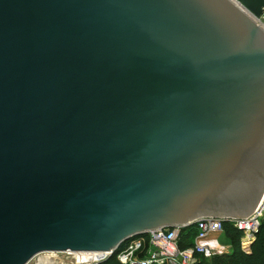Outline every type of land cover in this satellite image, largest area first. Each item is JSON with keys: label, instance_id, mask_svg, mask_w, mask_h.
Returning a JSON list of instances; mask_svg holds the SVG:
<instances>
[{"label": "water", "instance_id": "water-1", "mask_svg": "<svg viewBox=\"0 0 264 264\" xmlns=\"http://www.w3.org/2000/svg\"><path fill=\"white\" fill-rule=\"evenodd\" d=\"M264 0H0V264L255 212Z\"/></svg>", "mask_w": 264, "mask_h": 264}, {"label": "built area", "instance_id": "built-area-1", "mask_svg": "<svg viewBox=\"0 0 264 264\" xmlns=\"http://www.w3.org/2000/svg\"><path fill=\"white\" fill-rule=\"evenodd\" d=\"M254 21L264 28V16ZM264 219V195L254 213L244 218L231 219L228 224L241 232L240 247L249 252L252 242ZM224 233V220L204 217L190 225L158 227L124 241L118 248L98 251H55L50 254H72L76 264H201L209 259L228 253L230 246L212 234ZM46 253V252H45ZM44 253L33 257L41 260Z\"/></svg>", "mask_w": 264, "mask_h": 264}, {"label": "trees", "instance_id": "trees-1", "mask_svg": "<svg viewBox=\"0 0 264 264\" xmlns=\"http://www.w3.org/2000/svg\"><path fill=\"white\" fill-rule=\"evenodd\" d=\"M224 232L226 239L231 244L232 250L229 255H222L224 257L221 260L218 259L219 256L201 259V264H206L212 259L211 264H264V219L249 252H244L240 247L241 232L228 224L227 221H224ZM229 234L232 235V238Z\"/></svg>", "mask_w": 264, "mask_h": 264}, {"label": "rangeland", "instance_id": "rangeland-1", "mask_svg": "<svg viewBox=\"0 0 264 264\" xmlns=\"http://www.w3.org/2000/svg\"><path fill=\"white\" fill-rule=\"evenodd\" d=\"M230 235V234H229ZM212 236H216L220 242L227 243L226 239H224L222 237V235L220 236L219 234H212ZM230 237L232 238V235H230ZM40 257H42L41 260H32L29 264H76L75 262V257L72 254H50L48 252L44 253L43 255H41ZM224 256H219L218 259L221 260V258ZM213 261H207L206 264H211ZM209 262V263H208Z\"/></svg>", "mask_w": 264, "mask_h": 264}, {"label": "crops", "instance_id": "crops-1", "mask_svg": "<svg viewBox=\"0 0 264 264\" xmlns=\"http://www.w3.org/2000/svg\"><path fill=\"white\" fill-rule=\"evenodd\" d=\"M222 235V237L224 238V239H226V237H225V232L223 233V234H221ZM226 241H227V243H225V241H224V243L225 244H227V247L228 246H230V250H229V252L228 253H225V254H223V255H229V253L231 252V244H229V242H228V240L226 239ZM222 256V255H221Z\"/></svg>", "mask_w": 264, "mask_h": 264}, {"label": "bare ground", "instance_id": "bare-ground-1", "mask_svg": "<svg viewBox=\"0 0 264 264\" xmlns=\"http://www.w3.org/2000/svg\"><path fill=\"white\" fill-rule=\"evenodd\" d=\"M42 259V258H41Z\"/></svg>", "mask_w": 264, "mask_h": 264}]
</instances>
